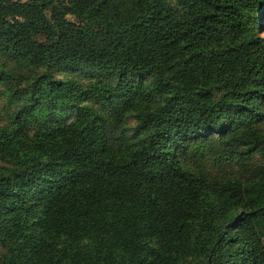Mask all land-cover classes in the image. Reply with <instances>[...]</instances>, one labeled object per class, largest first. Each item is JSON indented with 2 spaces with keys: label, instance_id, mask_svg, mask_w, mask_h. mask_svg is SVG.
I'll return each mask as SVG.
<instances>
[{
  "label": "trees",
  "instance_id": "trees-1",
  "mask_svg": "<svg viewBox=\"0 0 264 264\" xmlns=\"http://www.w3.org/2000/svg\"><path fill=\"white\" fill-rule=\"evenodd\" d=\"M263 15L264 0H0V84L27 101L0 124V264H264ZM56 109L77 113L44 121Z\"/></svg>",
  "mask_w": 264,
  "mask_h": 264
},
{
  "label": "rangeland",
  "instance_id": "rangeland-1",
  "mask_svg": "<svg viewBox=\"0 0 264 264\" xmlns=\"http://www.w3.org/2000/svg\"><path fill=\"white\" fill-rule=\"evenodd\" d=\"M258 32L261 36H264V15L261 22V25L258 29ZM55 76L58 78H71L77 80L80 83H85L89 80L99 78L102 80H109L110 76L106 75L100 71H94L90 69H84L80 67H67L61 66L55 69ZM133 80H139L142 83H145L150 76L147 74H137L131 76ZM4 86L0 84V124L5 122L6 117L10 114L16 107L26 103L27 101H20L16 103L9 104L8 97L5 95ZM77 111L74 109H56L49 113V117L44 119V121H53V122H63L69 121L76 115ZM264 123V117H263ZM133 120L131 119L129 114H123L119 117L118 121L114 124L112 129L118 135H122L123 137L130 138L133 136V132H131V127L133 125ZM32 125H34L32 123ZM256 198L259 202L263 203L264 198V188H260L255 192Z\"/></svg>",
  "mask_w": 264,
  "mask_h": 264
}]
</instances>
